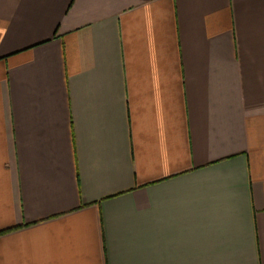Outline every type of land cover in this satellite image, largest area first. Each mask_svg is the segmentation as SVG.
Segmentation results:
<instances>
[{
    "label": "crops",
    "instance_id": "crops-1",
    "mask_svg": "<svg viewBox=\"0 0 264 264\" xmlns=\"http://www.w3.org/2000/svg\"><path fill=\"white\" fill-rule=\"evenodd\" d=\"M0 264H264V0H0Z\"/></svg>",
    "mask_w": 264,
    "mask_h": 264
}]
</instances>
